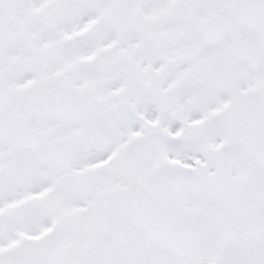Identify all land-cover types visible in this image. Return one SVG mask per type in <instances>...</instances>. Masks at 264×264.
Returning a JSON list of instances; mask_svg holds the SVG:
<instances>
[{
	"label": "snow or ice",
	"instance_id": "obj_1",
	"mask_svg": "<svg viewBox=\"0 0 264 264\" xmlns=\"http://www.w3.org/2000/svg\"><path fill=\"white\" fill-rule=\"evenodd\" d=\"M0 264H264V0H0Z\"/></svg>",
	"mask_w": 264,
	"mask_h": 264
}]
</instances>
